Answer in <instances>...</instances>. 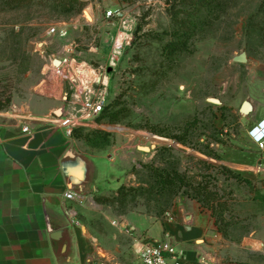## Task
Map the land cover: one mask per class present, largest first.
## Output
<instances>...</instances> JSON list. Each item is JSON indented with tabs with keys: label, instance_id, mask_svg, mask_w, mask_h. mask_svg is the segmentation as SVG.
<instances>
[{
	"label": "rangeland",
	"instance_id": "rangeland-1",
	"mask_svg": "<svg viewBox=\"0 0 264 264\" xmlns=\"http://www.w3.org/2000/svg\"><path fill=\"white\" fill-rule=\"evenodd\" d=\"M263 1L228 0V13L194 40L193 53L174 61L164 54L174 30L164 0H81L80 12L62 0L13 9L0 2V94L13 96L7 113L20 121L28 113H64L66 86L57 92L54 79L41 86L53 56L98 68L107 64L117 38L130 33L109 76L106 116L95 128L73 132L79 146L117 165L104 186V214L95 213L93 225L103 244L118 249L120 263H136L134 232L114 221L128 220L132 227L143 217L169 223L174 216L192 228L179 234L178 246L187 254L215 264H264V140L253 138L264 126V41L249 35ZM115 10L125 14L127 30L118 17L103 18ZM60 24L68 34L51 35L50 28ZM244 51L249 62L235 63L233 57ZM84 67L89 75L90 67ZM247 101L255 110L245 117L240 109ZM186 136L195 149L169 138ZM153 169L208 184L219 205L204 208L184 189L164 209V201L146 192Z\"/></svg>",
	"mask_w": 264,
	"mask_h": 264
},
{
	"label": "crops",
	"instance_id": "crops-1",
	"mask_svg": "<svg viewBox=\"0 0 264 264\" xmlns=\"http://www.w3.org/2000/svg\"><path fill=\"white\" fill-rule=\"evenodd\" d=\"M58 86L56 91H63L64 86ZM51 114L28 113L23 117L26 122L0 112V264H122L117 260L118 249L103 244L93 225L95 213L104 214V186L116 175L117 165L102 153L83 149L75 134L50 124ZM25 125L31 133L23 132ZM72 152L84 155L91 167L78 157H68ZM72 188L83 192H75L76 198L69 200L66 194ZM129 223L117 220L113 225L134 232L135 264L134 246L139 247L140 238L169 234L182 245L179 234L185 232L183 228L192 230L175 219L167 223L143 217L132 221V227ZM55 233L60 235L54 240ZM185 254L186 264H200L204 257Z\"/></svg>",
	"mask_w": 264,
	"mask_h": 264
},
{
	"label": "built area",
	"instance_id": "built-area-1",
	"mask_svg": "<svg viewBox=\"0 0 264 264\" xmlns=\"http://www.w3.org/2000/svg\"><path fill=\"white\" fill-rule=\"evenodd\" d=\"M118 17L123 29L129 28V21L125 14L121 12L107 11L104 19L111 20ZM51 35L66 36L68 29L65 24H60L50 28ZM130 33L123 32V38L118 37L113 47L112 53L106 65L98 68L93 67L87 62H77L68 58H60V66L56 67L54 61L58 58L53 56L46 75L48 79H54L68 89L64 95V101L67 103L64 113L61 116H51L47 121L55 127L67 130L73 133L81 128H95L99 124V119L108 106L110 89V70L113 71L118 66L120 58L123 55L126 36ZM120 42V43H119ZM71 47H77L73 42ZM76 63V64H74ZM84 64L88 65L97 73L98 78L88 79L85 74ZM28 122L29 120L24 119ZM264 130V126L261 127ZM258 131V129H257ZM23 132L31 133L30 126L25 125ZM253 138L257 142L264 140V134L256 133ZM75 193H67L66 198L73 200ZM174 217L171 216V221ZM140 238L139 247L134 246L137 264H186L188 258L185 252L180 249L177 243L172 240L169 234L165 237L156 239L145 237ZM200 264H215L206 257L200 259Z\"/></svg>",
	"mask_w": 264,
	"mask_h": 264
},
{
	"label": "trees",
	"instance_id": "trees-1",
	"mask_svg": "<svg viewBox=\"0 0 264 264\" xmlns=\"http://www.w3.org/2000/svg\"><path fill=\"white\" fill-rule=\"evenodd\" d=\"M57 0H0L10 8H24L35 3H48ZM65 5L69 7L72 12L79 7V12L85 5L81 0H62ZM169 6V15L173 25L172 40L165 46L164 54L167 55L169 61L179 60L188 53H193L192 46L195 39L205 37L207 33L213 29L218 22L229 11L228 0H164ZM251 37L259 35L264 41V1L261 12L255 16L250 22ZM254 42L257 40L252 39ZM13 102V96L3 92L0 94V112H8ZM107 108L104 110L99 122L106 116ZM175 139L177 143L195 149L193 145L188 142V136L169 137ZM204 155L211 154L205 151H200ZM230 173V170H228ZM153 184L150 185L148 194L151 197L159 198V201H164V209L171 207L173 199L181 194L184 189L192 191V197L197 199L202 207L214 210L212 207L217 199L218 194L211 191L208 184H195L192 178L186 175H180L178 172L164 174L158 169H153ZM202 196V197H201ZM208 198L206 201L202 198ZM103 200V198H101ZM102 202V201H101ZM215 215V212H214ZM219 219V218H218ZM219 222V221H218Z\"/></svg>",
	"mask_w": 264,
	"mask_h": 264
},
{
	"label": "water",
	"instance_id": "water-1",
	"mask_svg": "<svg viewBox=\"0 0 264 264\" xmlns=\"http://www.w3.org/2000/svg\"><path fill=\"white\" fill-rule=\"evenodd\" d=\"M58 60H56L55 61V64H56V66H60V64H61V62L59 61V62H57ZM233 61L235 62V63H239V64H247L248 62H249V58H248V54H247V52L246 51H244V52H242V53H240V54H238V55H235L234 57H233ZM110 72H111V70H110ZM208 102H210V103H212V104H215V105H222V102L219 100V99H209L208 100ZM254 110H255V107H254V105L251 103V102H249V101H247V102H245L244 103V105L242 106V108L240 109V114L242 115V116H248L250 113H252V112H254ZM62 112H63V110L60 108V109H58V110H56L55 111V116H61L62 115ZM142 149V148H141ZM142 150H144V151H147V152H150L151 151V148H149V147H144ZM78 157L79 159H81L83 162H84V166H86V167H91V164H90V162H89V160L84 156V155H80V154H78V153H74V152H72V153H70L69 154V156L68 157ZM82 165V166H83ZM84 184V183H83ZM82 184V185H83ZM81 185V186H82ZM72 192L73 193H75V192H83V189H81V190H78V189H75V188H72ZM60 235V233H55L54 234V240H55V237H57V236H59Z\"/></svg>",
	"mask_w": 264,
	"mask_h": 264
},
{
	"label": "bare ground",
	"instance_id": "bare-ground-1",
	"mask_svg": "<svg viewBox=\"0 0 264 264\" xmlns=\"http://www.w3.org/2000/svg\"><path fill=\"white\" fill-rule=\"evenodd\" d=\"M87 17H88V19L89 20H91L92 21V17L89 15V14H87ZM120 43V42H119ZM58 61L57 62H59L60 60L59 59H57ZM56 67H59V66H56ZM90 70H91V72H92V76H89L88 74H86V77L88 78V79H96V78H98V75H97V73L94 71V69H92L91 67H90ZM257 133H261V134H264V130L261 128V127H258V131H256Z\"/></svg>",
	"mask_w": 264,
	"mask_h": 264
}]
</instances>
